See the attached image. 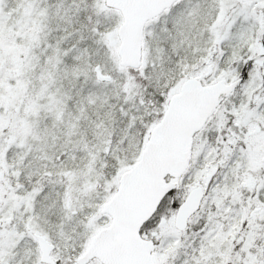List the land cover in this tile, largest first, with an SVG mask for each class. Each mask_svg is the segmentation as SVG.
Masks as SVG:
<instances>
[{
    "label": "snow or ice",
    "instance_id": "snow-or-ice-1",
    "mask_svg": "<svg viewBox=\"0 0 264 264\" xmlns=\"http://www.w3.org/2000/svg\"><path fill=\"white\" fill-rule=\"evenodd\" d=\"M0 264H264V0H0Z\"/></svg>",
    "mask_w": 264,
    "mask_h": 264
}]
</instances>
